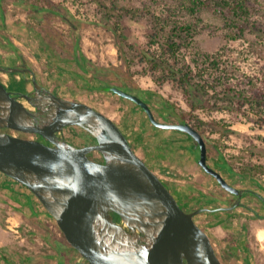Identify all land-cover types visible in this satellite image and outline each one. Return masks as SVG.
I'll return each mask as SVG.
<instances>
[{"label":"rangeland","instance_id":"rangeland-1","mask_svg":"<svg viewBox=\"0 0 264 264\" xmlns=\"http://www.w3.org/2000/svg\"><path fill=\"white\" fill-rule=\"evenodd\" d=\"M117 1L137 9L136 15H124L122 23L129 41L141 48L147 47L149 32L155 25L147 9L160 13L177 3ZM106 2L111 4V0ZM258 2L264 4V0H251L255 5ZM108 11L94 0H0V64H28L38 80L55 93L103 111L128 137L141 133L139 151L142 153L143 145L150 148L147 149L154 158L153 167L176 196L180 191L189 193L190 197L181 204L187 211L231 206L238 197L200 165L198 156L189 155L186 145L197 147L190 135L155 126L138 103L106 87L127 85L141 91L162 121L184 122L180 121L183 113L186 122L194 126L203 120L202 128L209 141V164L246 193L238 206L204 211L195 218L210 235L223 264H264V240L258 237V231L264 230V173L256 176V181L242 173L243 166H264V124L247 119L244 114L221 110L215 101L193 110L176 80L164 76L162 71L151 70L140 55L124 47L113 29L117 16L109 17ZM258 16L264 24V8ZM201 18L195 37L197 46L208 52L226 47L247 73L264 82V60L248 48L255 34L229 40L220 15L206 9ZM80 56L88 59L85 68L78 62ZM0 77L7 86L13 78L3 71ZM31 77L27 78L28 90L34 88ZM164 99L173 106L174 116L170 119L163 113ZM215 121L231 130L228 136L212 130L220 128L214 126ZM10 132L23 135L17 130ZM63 134L79 146L96 143L92 134L77 125L66 127ZM93 155L99 156L100 152ZM221 158L230 164L234 174L218 165ZM47 211L28 187L0 171V264H61L84 259ZM245 247L248 257L240 253ZM225 251L232 254L228 261Z\"/></svg>","mask_w":264,"mask_h":264},{"label":"water","instance_id":"water-1","mask_svg":"<svg viewBox=\"0 0 264 264\" xmlns=\"http://www.w3.org/2000/svg\"><path fill=\"white\" fill-rule=\"evenodd\" d=\"M0 71L30 74L34 87L13 93L0 79V171L38 197L84 256L61 264H223L195 219L211 209L185 210L112 117L55 93L32 67L0 64ZM106 89L138 103L155 126L190 134L200 148V165L241 199L244 189L209 164L206 139L194 125L162 121L138 94L118 86ZM72 125L86 129L96 143L70 142L63 131ZM4 129L40 134L53 146ZM89 150L104 160L89 157Z\"/></svg>","mask_w":264,"mask_h":264},{"label":"trees","instance_id":"trees-1","mask_svg":"<svg viewBox=\"0 0 264 264\" xmlns=\"http://www.w3.org/2000/svg\"><path fill=\"white\" fill-rule=\"evenodd\" d=\"M94 1L109 10L107 12L109 17L117 16L113 29L120 37L124 47L140 55L141 61L146 62L151 70L162 71L164 76L176 80L193 110L215 101V106L221 110L244 114L247 119H254L253 121L260 125L264 124V82H259L258 76L247 73L239 60L232 58L231 52L226 47L213 52L203 51L197 46L195 39L197 25L202 21L201 14L204 10L209 9L222 17L227 39L246 38L248 33H254L255 38L250 41L248 48L253 54L259 55L264 60V24L258 16L263 10L264 4L258 2L255 5L251 3V0H177L176 4L165 8L160 13L147 9V13L155 25L149 32L147 47L141 48L129 41L122 23L124 15H136L137 9L123 6L117 0H111L110 5L107 4V0ZM110 11L114 14H109ZM189 55H191V59L188 58ZM78 62L82 68H85L88 59L85 56H80ZM11 75L13 78L10 85L7 86L8 89L26 92L28 90L27 74L11 73ZM16 75H20L21 78H16ZM94 76L97 80L98 73ZM122 88L138 94L150 104L149 99L141 91H134L127 85ZM171 111H173V106L164 99L163 113L168 119L174 116V112ZM180 118V121L186 122L187 116L183 113ZM219 123L220 121H215L214 126L220 127ZM202 124L205 122L200 120L195 127L200 130L209 145ZM212 130L219 131L225 136H228L231 131L224 125L219 129L212 127ZM123 131L125 132L124 129ZM176 131L187 133L181 130ZM91 136L96 140L93 135ZM191 138L196 142L197 147L187 144L186 150L190 156L199 157V145L192 136ZM131 144L133 145L132 142ZM88 152L95 151L89 150ZM217 163L229 174H234L230 164L223 158L219 159ZM242 173L254 177L256 181V176L264 173V166L261 164L243 166ZM164 183L180 205L186 197H190L189 193H181V191L179 196H176L165 181ZM261 187L264 189V186ZM32 194L35 195L33 192ZM42 205L44 206L43 203ZM47 212L51 217H54L49 211ZM115 216L117 219L119 218L117 214ZM240 251L243 257H248L247 247ZM231 255L230 252L225 251L227 261Z\"/></svg>","mask_w":264,"mask_h":264},{"label":"flooded vegetation","instance_id":"flooded-vegetation-1","mask_svg":"<svg viewBox=\"0 0 264 264\" xmlns=\"http://www.w3.org/2000/svg\"><path fill=\"white\" fill-rule=\"evenodd\" d=\"M21 66H28V67H30L28 64H22ZM28 75H30V74H27L26 75V78H28ZM0 79H1V77H0ZM2 80V79H1ZM9 90H11L13 93H17V92H19V91H17V90H12V89H9ZM4 130H7V131H12V129H4ZM12 133V132H11ZM23 135H20L21 137H25L24 136V134H29V137H25V138H31V139H35V140H38V141H40V142H42L43 144H45L46 146H53V144L50 142V141H48L47 139H45L44 137H42L40 134H37V133H22ZM86 154L89 156V157H91V158H94V159H96V160H99V161H103L104 159H103V156H102V154L100 153V155L99 156H95V155H93V152H86ZM243 189V188H242ZM246 193V191H245V189H244V194ZM244 194H243V196H244ZM236 195V194H235ZM243 196L241 197V199L243 198ZM237 197H238V200H241L240 198H239V196L237 195ZM241 203H242V201H241ZM236 204V203H235ZM235 204H233V205H231V206H219V207H223L222 209H219V207H216V208H211V207H209L211 210H208L207 212H217V211H222V210H224V209H229V208H232V207H234V206H238V205H235ZM218 208V209H217ZM204 212V211H203Z\"/></svg>","mask_w":264,"mask_h":264},{"label":"crops","instance_id":"crops-1","mask_svg":"<svg viewBox=\"0 0 264 264\" xmlns=\"http://www.w3.org/2000/svg\"><path fill=\"white\" fill-rule=\"evenodd\" d=\"M172 130H174V131H176L175 129H172ZM140 136V138L143 136L141 133H135L134 134V137H130L129 136V139H130V141L133 143V145H134V148H135V150H136V152L146 161V163H147V165L160 177L161 175H159V171H157V169H155L154 167H153V164H155V163H153V157H152V155H151V153H150V151L148 150V149H150L149 147H147V148H145V146L143 145L142 147H143V149H142V153L139 151V148H141V142H143V139L141 138V140H140V138H138ZM143 144V143H142ZM139 146V147H138ZM171 173H174L175 174V172H172L171 171ZM162 174H164L165 175V172H163ZM167 177H170L169 175H167L166 176V178ZM161 178V177H160ZM162 179V178H161ZM163 180V179H162Z\"/></svg>","mask_w":264,"mask_h":264},{"label":"bare ground","instance_id":"bare-ground-1","mask_svg":"<svg viewBox=\"0 0 264 264\" xmlns=\"http://www.w3.org/2000/svg\"><path fill=\"white\" fill-rule=\"evenodd\" d=\"M3 81V80H2ZM4 82V81H3ZM5 83V82H4ZM29 106V105H28ZM258 237L260 240H264V230L263 229H260L258 231Z\"/></svg>","mask_w":264,"mask_h":264}]
</instances>
